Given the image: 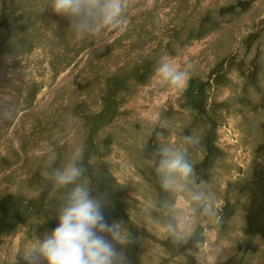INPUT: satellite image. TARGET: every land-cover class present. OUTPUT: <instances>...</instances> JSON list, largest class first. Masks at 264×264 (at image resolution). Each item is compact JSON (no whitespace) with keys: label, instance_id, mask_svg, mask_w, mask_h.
Segmentation results:
<instances>
[{"label":"rangeland","instance_id":"obj_1","mask_svg":"<svg viewBox=\"0 0 264 264\" xmlns=\"http://www.w3.org/2000/svg\"><path fill=\"white\" fill-rule=\"evenodd\" d=\"M45 6L0 0V104L18 110L0 123V264H26L24 245L58 225L62 193L42 171L73 146L105 220L131 234L116 245L127 264H197L186 247L198 240L202 264H264V0H129L124 27L84 41ZM165 56L193 65L183 89L154 79ZM162 142L188 149L196 176L183 192L163 191L150 166ZM202 180L218 223L189 198ZM162 202L186 246L164 231L177 221Z\"/></svg>","mask_w":264,"mask_h":264},{"label":"clouds","instance_id":"obj_2","mask_svg":"<svg viewBox=\"0 0 264 264\" xmlns=\"http://www.w3.org/2000/svg\"><path fill=\"white\" fill-rule=\"evenodd\" d=\"M129 0H46V6L56 15L68 20V35L75 41L94 38L108 30H119L127 23L126 10ZM193 65L180 68L169 57L157 62L153 77L158 84L183 89L191 78ZM18 115L14 107L0 104V123L12 121ZM159 128L174 131L166 121ZM157 136L163 135L161 132ZM187 144L195 143L194 137H185ZM83 150L79 146L70 148L67 156L59 160L52 152L48 155L42 176L53 192H61L62 198L56 211L58 225L46 231L42 238L28 241L18 254L26 264H127V257L116 245H128L132 237L122 222L107 223L104 216L103 198L91 195L87 169L82 163ZM150 166L159 178L163 191L169 193L187 190L196 176L194 164L189 159L184 144L162 142L153 154ZM190 200L199 207L203 216L219 222L216 215V194L205 181L190 195ZM161 207L176 219L164 231L173 245L186 246L189 234L182 228L183 220L176 214L175 204L162 202ZM110 237V239H109ZM203 241H197L187 253L202 264Z\"/></svg>","mask_w":264,"mask_h":264},{"label":"water","instance_id":"obj_3","mask_svg":"<svg viewBox=\"0 0 264 264\" xmlns=\"http://www.w3.org/2000/svg\"><path fill=\"white\" fill-rule=\"evenodd\" d=\"M63 82H64V80L61 81V83H63ZM57 85H59V84H57ZM57 85H56V86H57ZM37 109H38V108H37ZM34 110H36V109H34ZM34 110H32V111H34ZM25 113H26V112H25ZM27 113H28V112H27ZM2 176H3V174H2ZM2 176H1V177H2Z\"/></svg>","mask_w":264,"mask_h":264},{"label":"bare ground","instance_id":"obj_4","mask_svg":"<svg viewBox=\"0 0 264 264\" xmlns=\"http://www.w3.org/2000/svg\"><path fill=\"white\" fill-rule=\"evenodd\" d=\"M58 89H59V88H58ZM54 93H55V92H54ZM52 95H53V94H52ZM52 95H51V96H52Z\"/></svg>","mask_w":264,"mask_h":264}]
</instances>
